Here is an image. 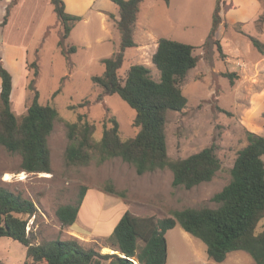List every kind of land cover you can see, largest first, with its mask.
Wrapping results in <instances>:
<instances>
[{"label":"rangeland","instance_id":"374dc122","mask_svg":"<svg viewBox=\"0 0 264 264\" xmlns=\"http://www.w3.org/2000/svg\"><path fill=\"white\" fill-rule=\"evenodd\" d=\"M16 2L0 0V56L13 76L12 109L19 118L26 114L35 92L28 85L34 79L40 103L57 108L60 117L48 137L52 172L22 171L20 154H12L0 145V185L32 199L38 208L28 227L32 242L76 237L102 253H112L114 249L107 246L106 239L122 211L165 217L172 210L185 207H216L212 196L231 180L230 170L237 152L248 144L249 132L264 136V64L254 66L260 51L249 37L262 40L264 36L254 33L251 25L240 28L226 24L225 29L217 28L214 38L208 39L217 0L141 3L134 29L137 45L125 49L118 71L121 77H125L131 65L144 64L150 67L153 78L160 80V71L152 58L161 37L195 45L194 53L199 57L197 66L181 84L188 106L167 114L168 153L173 159L185 158L214 144L222 167L211 181L188 189L172 185L173 172L169 168L138 174L134 166L118 157L102 164L93 160L89 165H68L65 161L67 122L76 121L79 113L95 123L97 139L101 138L104 125H112L111 117L118 120L123 139L135 136L139 130L134 126L136 111L118 94H104L100 99L102 88L92 79L104 73L103 59L119 49L117 19L108 12L117 4L112 0L90 3L65 40V48L76 46V52L66 54L58 46L63 27L50 0H23L12 9ZM9 5L12 11L4 28L1 22ZM69 7L75 9L80 5L70 2ZM223 11L225 7L221 5L220 16ZM260 22L264 24V14ZM214 39L220 41L224 57ZM33 62L39 66L37 77L30 66ZM226 73H234V83ZM109 182L124 191L125 196L106 192L104 187ZM83 188L86 194L76 222L63 226L56 214L58 206L75 204ZM263 228L264 219L258 231ZM166 237V264L254 261L243 252L244 256L231 254L227 260L216 262L208 257L206 244L180 224L169 229ZM143 243L139 240L140 246ZM0 264L37 263L26 260L25 245L3 236Z\"/></svg>","mask_w":264,"mask_h":264},{"label":"trees","instance_id":"16d2710c","mask_svg":"<svg viewBox=\"0 0 264 264\" xmlns=\"http://www.w3.org/2000/svg\"><path fill=\"white\" fill-rule=\"evenodd\" d=\"M119 7L116 21L121 41L113 56L103 59L105 71L94 75L93 82L102 88L99 95L118 94L135 111L134 126L137 134L123 139L120 124L111 117L112 125H104L100 139L95 137L96 125L79 113L74 122H67L68 145L65 161L68 165H89L93 160L102 164L112 158H121L135 167L138 174L169 168L173 172L172 185L192 188L211 181L222 167L215 145L207 146L185 158H171L167 145L168 111H182L188 98L181 84L189 71L197 66L196 46L179 40L161 37L153 55V63L160 71V80L153 78L150 67L133 64L125 77L119 69L124 62V51L136 46L134 29L141 3L145 0H112ZM168 1V0H167ZM58 21L63 27L58 42L63 53H74L77 47L65 48V40L80 15L69 13L64 0H50ZM223 0H217L213 26L208 39L214 38L222 22L220 9ZM16 4V3H14ZM13 4V5H14ZM11 6H7L2 20H9ZM111 17H114L111 14ZM264 53V43L249 36ZM209 41L205 42L207 45ZM222 57L225 56L219 40L214 39ZM34 76L39 75L37 62L30 64ZM233 80L234 73H226ZM0 145L12 154L21 156V169L26 172H52L51 150L48 137L60 118L57 108L39 101V91L32 83L28 88L34 96L26 114L19 118L12 109L13 76L0 56ZM223 110V109H222ZM231 180L212 196L216 207H185L175 209L169 216H140L125 210L107 237L106 244L119 253H102L84 244L76 237L55 239L34 244L29 236L30 219L38 212L36 203L0 185V237L7 236L26 247V260L37 264H166L169 229L180 224L185 231L206 244L209 258L223 262L233 251H245L256 262L264 264V228L258 231L264 219V136L249 132L248 144L237 152L230 170ZM105 191L125 196L109 182ZM83 188L75 204L58 206L56 214L63 226H72L79 215L85 197ZM139 240L144 243L139 245Z\"/></svg>","mask_w":264,"mask_h":264},{"label":"crops","instance_id":"0c3cea01","mask_svg":"<svg viewBox=\"0 0 264 264\" xmlns=\"http://www.w3.org/2000/svg\"><path fill=\"white\" fill-rule=\"evenodd\" d=\"M97 1L99 0H64L66 4V10L69 13L75 15H80L81 12L85 8H87L90 3H96ZM21 2H23V0H18V2L14 4L12 9H15ZM70 2H76L78 5H80V7L72 9L69 7ZM222 5L223 7H225V11L222 12V16H221L222 22L218 27L219 29H225L226 24H228V26L237 24L240 28H246V27L248 28V26L251 25L254 26V30H253L254 33L264 36V24L260 22L261 17L264 14V0H223ZM108 12H111V14L115 15L117 20L119 19L120 14H119L118 5L114 7L113 11H108ZM106 17L108 18V14H106ZM8 23L9 20L6 25H8ZM6 25L3 27L5 28ZM261 39L262 40L260 41L264 43V38ZM263 64H264V53L260 52V56L256 60L254 66H260ZM0 90H1V79H0ZM123 212L124 211L121 212V215L123 214ZM121 215L118 217L117 222L119 221ZM243 252L245 251H233L228 254L227 258H229L231 254H236V256H244ZM227 258L225 260H227ZM247 264H254V261L248 260Z\"/></svg>","mask_w":264,"mask_h":264},{"label":"water","instance_id":"95a60500","mask_svg":"<svg viewBox=\"0 0 264 264\" xmlns=\"http://www.w3.org/2000/svg\"><path fill=\"white\" fill-rule=\"evenodd\" d=\"M112 253H119V254H120V251H118V250H113ZM135 262H136L137 264H140V263H138L136 260H135Z\"/></svg>","mask_w":264,"mask_h":264},{"label":"bare ground","instance_id":"6f19581e","mask_svg":"<svg viewBox=\"0 0 264 264\" xmlns=\"http://www.w3.org/2000/svg\"><path fill=\"white\" fill-rule=\"evenodd\" d=\"M108 252H111V251H109V250H107Z\"/></svg>","mask_w":264,"mask_h":264}]
</instances>
